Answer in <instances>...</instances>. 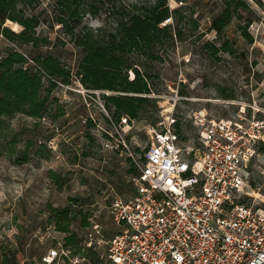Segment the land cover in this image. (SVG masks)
I'll return each instance as SVG.
<instances>
[{"label":"rangeland","instance_id":"obj_1","mask_svg":"<svg viewBox=\"0 0 264 264\" xmlns=\"http://www.w3.org/2000/svg\"><path fill=\"white\" fill-rule=\"evenodd\" d=\"M154 0H24L11 14L35 19L33 42L10 41L23 27L0 20V60L10 49L35 58L53 56L69 73L48 96L43 119L22 114L5 118L0 129V264H42L57 239L53 209L68 208L74 218L70 233L82 239L83 217L98 223L107 239L121 231L109 206L114 197L134 193L129 170L149 142V129L171 114L182 123V137H196L189 117L205 110L210 118L258 122L264 132V0H166L172 11L173 40L159 50L161 60L134 55L135 66L148 75L149 101L139 118L117 123L105 106L103 92L85 89L77 77L79 61L93 47L105 45L128 5ZM230 5L235 16L222 34L211 21ZM248 25L253 44L243 37ZM2 35V36H1ZM228 42L229 50L214 54ZM45 87H49L43 79ZM175 93L181 97L175 108ZM259 120V121H258ZM169 123L165 122V126ZM164 127V126H163ZM173 128L176 130L175 126ZM123 142L124 144H119ZM129 159L131 161H129ZM256 202L264 196V152L251 167ZM81 212L79 216L77 213ZM65 236V235H64ZM87 260L93 264L92 258ZM14 261V260H13ZM13 263V262H12Z\"/></svg>","mask_w":264,"mask_h":264},{"label":"built area","instance_id":"obj_2","mask_svg":"<svg viewBox=\"0 0 264 264\" xmlns=\"http://www.w3.org/2000/svg\"><path fill=\"white\" fill-rule=\"evenodd\" d=\"M180 99L175 93L173 109ZM163 118L149 129L139 159L131 156L134 193L117 195L109 206L121 231L107 239L92 223L83 251L98 253L103 264H264V208L246 201L258 196L251 167L263 154L262 126L242 116L215 120L202 110L189 117L196 137L185 139L173 128L172 112ZM56 233L58 246L42 264H91L72 255L64 234Z\"/></svg>","mask_w":264,"mask_h":264},{"label":"trees","instance_id":"obj_3","mask_svg":"<svg viewBox=\"0 0 264 264\" xmlns=\"http://www.w3.org/2000/svg\"><path fill=\"white\" fill-rule=\"evenodd\" d=\"M24 0H0V20L10 19L23 27L19 34L7 29L0 33L10 41L19 40L28 44L33 42L32 32L35 19L11 14L15 3ZM235 16V11L228 4L211 21V29L222 34ZM172 17V11L166 0H154L148 4L133 3L120 15L116 30L108 37L105 45L90 48L82 57L77 67V77L81 85L89 91L111 92L102 94L105 106L113 114L116 122L127 118L129 122L139 118L152 93L148 83V75L142 73L132 61L134 55H143L152 61L161 60L159 50L164 44L173 40L170 25L163 24ZM243 37L253 44L254 38L248 31V25L241 28ZM229 50L228 42L220 48H214V54ZM35 65L29 64L26 55L17 48L10 49L0 60V129L5 118L22 114L33 119H43L47 109L48 96L57 81L68 82L69 73L64 71L59 62L50 55L35 58ZM46 79L50 88L45 87ZM176 132L182 133V124L176 121ZM264 152V144L259 149ZM129 161H131L129 159ZM129 173L137 174L132 164ZM252 187L256 185L252 183ZM79 216L81 212L77 213ZM74 218L73 211L68 208L53 209L54 226L64 234L63 246L72 255L92 258L93 264H103L98 253L83 251L82 239L70 233L69 226ZM81 225L89 226L86 217ZM9 264H15L16 255ZM41 260V258H40ZM13 262V263H12ZM8 263L4 258V264Z\"/></svg>","mask_w":264,"mask_h":264}]
</instances>
